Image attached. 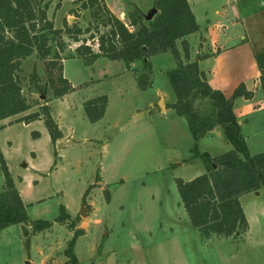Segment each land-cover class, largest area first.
<instances>
[{
    "label": "rangeland",
    "instance_id": "1",
    "mask_svg": "<svg viewBox=\"0 0 264 264\" xmlns=\"http://www.w3.org/2000/svg\"><path fill=\"white\" fill-rule=\"evenodd\" d=\"M50 1L48 17L55 28L63 27L65 19L82 28L92 20L89 11L69 14L74 0H62L58 8L57 0ZM105 1L125 22L129 2L142 6L146 14L153 6V0ZM222 8L230 16L236 10L240 24H246L254 37L264 32V0H200L194 12L203 32L215 20V10ZM64 40L67 55L78 44L67 36ZM191 40L194 47L196 37ZM178 47L183 52L180 42ZM151 64V84L142 89L137 80L140 62L128 69L124 61L106 57L92 65L78 56L65 59V76L76 89L59 96L50 87L41 59L32 55L22 61L23 94L33 107L0 120V149L29 219L53 225L29 236L24 234V227L31 230L29 225L1 230L0 264H67L65 250L78 229L83 232L74 251L80 264H264V217L233 237H207L191 224L177 179L188 181L206 172L193 147L197 144L200 152L217 156L231 150L232 144L221 128L196 143L186 118L167 107L175 100L167 75L176 66L174 56L169 51L156 54ZM44 85L47 92L41 94L38 88ZM102 94L108 96L105 115L92 123L83 103ZM44 104L63 132L56 142L42 119L18 121L41 111ZM263 134L248 136L250 153H258L254 142L259 143ZM2 185L0 172V191ZM256 192L243 197L242 204L249 209L254 203L260 213L264 188L259 195ZM84 204L85 215H80ZM61 205L69 213L68 223L55 221ZM71 222L74 229L69 228Z\"/></svg>",
    "mask_w": 264,
    "mask_h": 264
},
{
    "label": "trees",
    "instance_id": "2",
    "mask_svg": "<svg viewBox=\"0 0 264 264\" xmlns=\"http://www.w3.org/2000/svg\"><path fill=\"white\" fill-rule=\"evenodd\" d=\"M50 0H0V120L23 113L33 107V102L23 94L19 72L22 61L36 55L44 63L50 87L55 95H66L75 86L64 76V60L78 56L86 65H92L100 57L122 60L128 69L140 62L137 80L142 89L151 84V58L162 52H171L176 66L167 72L175 100L170 107L188 122L192 136L197 141L221 128L232 149L212 156L193 147L194 157L201 158L206 172L185 181L177 179L181 202L191 224L202 235L210 237H233L246 233L249 223L240 197L264 188V151L250 153L239 119L233 109V100L249 98L252 92L240 84L231 97L213 88L199 68V60L205 54L190 57L186 37L199 30V24L188 0H153L155 15L146 19V11L136 3L127 4V21L119 19L104 3V0H74L70 15L89 11L92 18L86 28L74 21L64 20L63 27L55 28L48 17ZM62 0H57L56 8ZM84 35H89L83 38ZM78 44L73 52L65 54L68 43L64 37ZM181 41L182 51L177 42ZM264 93V50L255 54ZM36 76V74H35ZM46 85V84H45ZM38 88L41 94L46 86ZM108 106L106 94L90 98L83 103L87 119L100 121ZM42 119L53 142L63 137V132L54 120L50 107L44 104L41 111L30 112L18 121L30 123ZM35 137L39 136L35 132ZM0 172L3 176L0 191V231L14 224L24 227L29 236L50 228L53 222L43 219L30 220L27 204L16 186L4 155L0 149ZM56 222H70L69 213L61 205ZM75 222L69 224L74 229ZM82 229L74 231L65 254L67 264H80L74 245Z\"/></svg>",
    "mask_w": 264,
    "mask_h": 264
},
{
    "label": "crops",
    "instance_id": "3",
    "mask_svg": "<svg viewBox=\"0 0 264 264\" xmlns=\"http://www.w3.org/2000/svg\"><path fill=\"white\" fill-rule=\"evenodd\" d=\"M188 1L195 14L194 5L200 0ZM104 3L107 5L105 0ZM107 7L113 12L110 6L107 5ZM236 13L239 14L235 10L233 15L230 16L225 8L216 9V18L206 27L205 32L202 31V26L198 23L199 30L188 35L186 40L189 44L192 60L198 54L206 53L199 60V68L213 88L222 91L227 97H231L234 90L240 84H244L246 89L252 92V96L249 98L239 97L233 100L234 112L239 119L248 149L251 152L248 136L255 137L260 133H264V93L260 82V71L255 59V54L264 50V32L260 37H254V35L248 32L246 24L244 26L240 24ZM118 18L125 20L122 17ZM193 36L196 37V42H198L194 47L191 40ZM178 42L181 43L180 40ZM134 66L135 63L132 64V67ZM161 99L162 97L160 96L159 101ZM259 139L260 142H254V146L258 152H261L258 148H264V134ZM28 188L26 191L29 190ZM248 194L246 193L240 197L241 204L242 198ZM242 207L249 223V229L252 222L254 224L257 222L259 216L264 217V210L260 208V213H258L254 203H251L249 209L243 204Z\"/></svg>",
    "mask_w": 264,
    "mask_h": 264
},
{
    "label": "water",
    "instance_id": "4",
    "mask_svg": "<svg viewBox=\"0 0 264 264\" xmlns=\"http://www.w3.org/2000/svg\"><path fill=\"white\" fill-rule=\"evenodd\" d=\"M157 12V9L155 7H152L146 14V19L147 20H150L154 15L155 13ZM44 97V95H43ZM161 101V100H160ZM160 101H159V104H160ZM256 194H259V191L256 192ZM85 210H86V207H85V204L83 205L82 207V210L80 212V215H85Z\"/></svg>",
    "mask_w": 264,
    "mask_h": 264
}]
</instances>
